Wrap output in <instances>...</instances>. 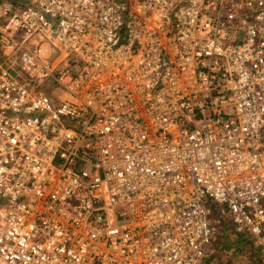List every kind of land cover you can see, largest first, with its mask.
<instances>
[{
	"label": "built area",
	"instance_id": "2783aa9c",
	"mask_svg": "<svg viewBox=\"0 0 264 264\" xmlns=\"http://www.w3.org/2000/svg\"><path fill=\"white\" fill-rule=\"evenodd\" d=\"M223 217L264 253V0H0V264H214Z\"/></svg>",
	"mask_w": 264,
	"mask_h": 264
},
{
	"label": "trees",
	"instance_id": "16d2710c",
	"mask_svg": "<svg viewBox=\"0 0 264 264\" xmlns=\"http://www.w3.org/2000/svg\"><path fill=\"white\" fill-rule=\"evenodd\" d=\"M219 237L214 243L213 258L230 253V258L224 264H232L235 257H246L248 264H264V253L261 248L253 245V239L248 233H236L233 225L226 224L221 218ZM212 258V259H213Z\"/></svg>",
	"mask_w": 264,
	"mask_h": 264
},
{
	"label": "rangeland",
	"instance_id": "374dc122",
	"mask_svg": "<svg viewBox=\"0 0 264 264\" xmlns=\"http://www.w3.org/2000/svg\"><path fill=\"white\" fill-rule=\"evenodd\" d=\"M21 54V50H18L16 53H15V57L16 58H19ZM72 63H79L78 59H76L75 57H72L69 61V65H71ZM80 65H82V63H80ZM72 71L74 70L73 67H69ZM212 208V218H216L217 217V210H220V206L219 205H216V204H212L211 206ZM217 209V210H216ZM222 220H224V222L226 224H230V221L227 217H223ZM214 255L216 256V254L214 253ZM230 258V253H227V254H222L218 257H215V259L213 258V263L214 264H224L226 263L227 259ZM231 263L232 264H248L247 262V259L246 257H235L233 259H231Z\"/></svg>",
	"mask_w": 264,
	"mask_h": 264
}]
</instances>
